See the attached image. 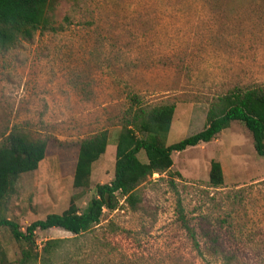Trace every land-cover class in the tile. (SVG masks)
Listing matches in <instances>:
<instances>
[{
    "label": "rangeland",
    "instance_id": "obj_1",
    "mask_svg": "<svg viewBox=\"0 0 264 264\" xmlns=\"http://www.w3.org/2000/svg\"><path fill=\"white\" fill-rule=\"evenodd\" d=\"M54 15L57 31L0 45V142L14 128L46 140L45 158L21 174L2 208L23 231L67 208L79 144L101 130L108 143L78 206L111 181L130 106L173 103L171 145L204 127L215 97L264 85V0H57ZM171 156L167 173L137 187L136 210L119 196L117 208H104L100 223L79 236L37 229L36 250L75 237L52 264H264V157L247 128L232 121ZM138 157L146 161L143 151ZM212 160L222 167L220 187L209 183ZM201 235H216L217 247ZM20 245L0 226L9 261Z\"/></svg>",
    "mask_w": 264,
    "mask_h": 264
},
{
    "label": "trees",
    "instance_id": "obj_2",
    "mask_svg": "<svg viewBox=\"0 0 264 264\" xmlns=\"http://www.w3.org/2000/svg\"><path fill=\"white\" fill-rule=\"evenodd\" d=\"M56 2L57 0H0V45H13L18 39L30 40L37 31H57L54 18ZM174 109L173 103L154 106L138 103L127 109L116 138L113 178L107 183L96 184L93 195L80 208L77 200L89 188L92 164L104 153L108 135L106 130H101L82 139L67 208L33 221L24 231L16 221L2 214V208L21 174L36 170L45 158L46 140L32 138L19 129H12L0 142V226L6 227L12 238L21 245L20 256L13 262L0 249V264H52L55 253L75 237L47 239L41 250L37 251V229L59 227L79 236L100 223L104 208L116 209L119 196L136 210L139 203L137 187L154 173H167L173 164V151L209 142L229 127L232 121H239L247 128L251 133L255 152L264 157V85L245 89L235 87L215 97L206 112L205 125L201 130L166 145ZM140 151L145 154L144 162L138 157ZM208 177L213 187L222 186L224 178L219 161L210 162ZM178 213L183 225L191 232L189 237L195 249L200 251L197 235L186 224L180 203ZM201 237H206L212 248L217 247L216 235ZM218 246L220 249H213L215 253L222 251V242Z\"/></svg>",
    "mask_w": 264,
    "mask_h": 264
}]
</instances>
